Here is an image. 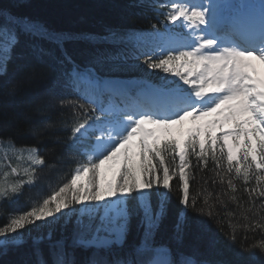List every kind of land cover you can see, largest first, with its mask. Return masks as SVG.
I'll use <instances>...</instances> for the list:
<instances>
[{"label":"snow or ice","instance_id":"1","mask_svg":"<svg viewBox=\"0 0 264 264\" xmlns=\"http://www.w3.org/2000/svg\"><path fill=\"white\" fill-rule=\"evenodd\" d=\"M154 10L171 22V29L161 31L153 25L145 33L107 27L102 34H71L0 8V76L7 74L21 36L28 39L38 61L45 56L56 60L63 69V84L58 77L48 102L70 106L71 123L51 121L44 127L70 132L65 146L84 157L70 179L30 203L28 210L0 216V257L29 240L33 259L20 264H252L243 258L254 257L257 248L264 252V0H158ZM70 39L105 47H97L82 67L64 47ZM137 52L148 69L171 73L172 78L162 77L159 85L134 91L129 87L133 82L97 72L105 65L111 72L120 71ZM31 78L32 73L24 76ZM19 87V82L6 84L0 103L10 101ZM57 87L71 89L78 98H61L55 94ZM186 118L190 126L177 129ZM8 120V112L0 110V124ZM4 142L14 143V137L0 136ZM18 151L27 167L22 173L12 167L3 174L0 203L23 195V189L39 179V170L50 166L37 146H21ZM48 152L55 157L56 148ZM192 169L210 171L209 180L220 190L201 188L193 193ZM10 175L26 179L8 183ZM175 179L179 207L172 236L156 242L155 234L169 214ZM253 180L255 186L249 187ZM238 182L246 200L237 194ZM229 202L246 205L238 217L239 230L259 231L258 244L237 245L233 260H213L198 245H185L192 232L208 236V248H214L210 220L236 244L234 213L225 216L218 211L226 210ZM132 216L139 218L141 239L120 255L113 246L125 248ZM37 222L46 228L33 235L30 228ZM70 222L72 231L66 235L63 229ZM57 224L62 229L59 236ZM225 224L228 232H223ZM45 243L47 257L41 248ZM78 252L86 254L83 260Z\"/></svg>","mask_w":264,"mask_h":264},{"label":"trees","instance_id":"2","mask_svg":"<svg viewBox=\"0 0 264 264\" xmlns=\"http://www.w3.org/2000/svg\"><path fill=\"white\" fill-rule=\"evenodd\" d=\"M157 5L158 0H0V8H8L17 15L29 16L32 19L44 22L52 29L71 34H102L107 27L135 29L147 33L153 30V25L163 31L165 28V16L154 10V6ZM161 11H164V9H161ZM27 43L28 39L21 36V42L14 51L13 59L8 63L7 74L0 76V92L3 91L8 83L15 84L19 82L20 84L19 90L10 101L6 104L0 103V110L7 111L9 114L7 124H0V136L11 135L14 137L13 145L18 147L25 145L40 147L44 150L50 165L40 169V173L45 174L50 168L51 174L45 181H38L35 186L25 187L23 195L15 198L12 202L5 201L7 202L6 211H0V216H6L5 213L8 211L17 212L27 209L29 203H31L30 201L39 200L43 193H46L50 188L52 191L59 185L60 181L70 179L71 172L77 166L80 157L79 153L69 150L65 146L70 132L63 130L54 131L44 127L51 121H65L68 125L71 123L72 109L70 106H60L48 102L51 95L49 89L58 77L61 79V84H63V78L60 77L63 69L51 57L45 56L42 61H38L28 48ZM45 46L54 47L47 44ZM147 46H151V43ZM64 47L72 55L73 59L84 67L95 49L97 47H105V45H95L85 39H70L65 42ZM55 54L57 57L61 55L58 49ZM143 61L144 57L137 52L135 56H129L126 62L122 64V70L111 72L109 71L110 66L105 65L103 70L97 68V72L100 75L117 78L152 80L159 85L161 78L167 77V74L161 70L148 69ZM67 67L70 68L71 66L68 65ZM26 73H32V78L25 80L24 76ZM165 74L166 76H164ZM168 76L172 78L170 74ZM55 94L64 99L78 98L71 89L63 87H57ZM37 105H39V110H37ZM33 127H37L39 131L33 132ZM60 127L61 125L58 123L57 128ZM56 138H59L61 143L54 146L52 141ZM53 147L56 148L55 157L60 158V163H57L55 157L48 152ZM1 156L5 157L6 155L0 146ZM192 159L194 161L195 158L193 157ZM209 168H211V164ZM211 175L210 171L192 169L190 174L192 192L194 193L201 188H206L207 191L213 193L219 191V186L213 185L211 180H209ZM205 180L209 181L207 185L204 184ZM178 185L179 180L175 179L172 182L173 200L169 206V214L155 234L156 242L170 241L172 236L174 213L179 207L176 203ZM252 186H255L254 180L249 184V187ZM243 187L242 183L238 182L240 192L237 194H242L246 200L247 193L243 192ZM26 193L28 196H25ZM16 206L17 208H14ZM244 208H246V205L238 207L236 204L229 202L226 210L218 209L225 216L227 212L234 213L232 220L238 229L236 232V244H233L218 229L215 220H210V235L216 241L215 247L212 249L208 248V236L198 237L192 232L185 237V245H198L201 251L213 260L235 259L237 245L253 246L258 244L261 239L259 231L244 233L243 230H239V225L242 221L238 217L244 211ZM138 219L137 216L130 218L125 248L117 250L118 254L122 255L130 245L140 241L142 229L138 228ZM3 223L4 220L0 219V225ZM55 227L56 235L59 236L62 230L61 224H57ZM72 227L73 225L70 222L63 229L64 234H70ZM45 228L46 226L37 222V225L30 228V231L33 235H36L44 231ZM228 231V226L225 224L223 232ZM41 248H43L45 257H47V243L42 244ZM31 252V241L29 240L24 246L13 249L6 256L0 257V264H20L24 260L33 259ZM85 256V253H77L78 259L83 260ZM243 259L252 261V264H261L262 259H264V252L257 248L254 257L246 256Z\"/></svg>","mask_w":264,"mask_h":264},{"label":"rangeland","instance_id":"3","mask_svg":"<svg viewBox=\"0 0 264 264\" xmlns=\"http://www.w3.org/2000/svg\"><path fill=\"white\" fill-rule=\"evenodd\" d=\"M185 31L184 32H187L188 31V29L187 28H185L184 29ZM132 83L129 85V87H131L132 88ZM149 86V85H148ZM148 86L147 87H145V88H143V89H147L148 88ZM190 126V122H189V119H187L186 118V120L184 121V123L182 124V125H176L175 127L177 128V129H187L188 127ZM0 146H1V149H2V151L4 152V153H7L8 155H11V156H17L19 159H20V153H19V151H18V149L20 148V147H18V146H14L13 145V143L12 142H4V143H0ZM21 161H23V162H25L26 163V161L25 160H22V159H20ZM19 162V161H18ZM16 162L17 164H12V163H9L6 159H5V157H0V169H1V173H0V179H3V174L5 173V172H11V168L12 167H16V168H18V170L22 173L23 172V169L26 167V165H27V163H26V165L24 166L23 164H20V163H22V162ZM105 171H106V174L108 175V176H111V172L110 171H108V169L106 170L105 169ZM50 174H51V172H50V168L48 169V172L47 173H45L44 174V176L42 177V179H44V181L50 176ZM20 178H24V179H26V177H23L22 175L21 176H14V175H10L9 177H8V180H7V182L8 183H12V182H14L15 180H17V179H20ZM65 182H66V180H65ZM62 183H59V185H61ZM58 186H56L55 188H57ZM54 188V189H55ZM54 189H52V190H54ZM17 198V197H16ZM42 198H44V197H41L39 200H41ZM32 203V202H31ZM7 205V202H2V203H0V211H3V210H5V206ZM4 208V209H3ZM14 208H17V206L16 207H14ZM28 208H29V206L27 207V209H24V210H28ZM6 211V210H5ZM23 211V210H22ZM21 211H17V212H7V213H5L6 214V216H9V215H15V214H19ZM129 231V230H128ZM128 233V232H127ZM127 238V234H126V237H125V239ZM114 247V246H113Z\"/></svg>","mask_w":264,"mask_h":264},{"label":"bare ground","instance_id":"4","mask_svg":"<svg viewBox=\"0 0 264 264\" xmlns=\"http://www.w3.org/2000/svg\"><path fill=\"white\" fill-rule=\"evenodd\" d=\"M104 168L107 170V169H108V164H106V165L104 166Z\"/></svg>","mask_w":264,"mask_h":264}]
</instances>
